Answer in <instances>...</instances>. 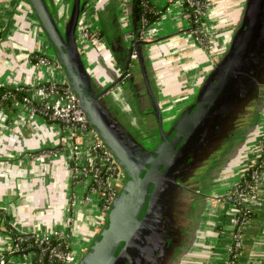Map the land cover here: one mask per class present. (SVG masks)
Wrapping results in <instances>:
<instances>
[{
	"label": "crops",
	"instance_id": "crops-1",
	"mask_svg": "<svg viewBox=\"0 0 264 264\" xmlns=\"http://www.w3.org/2000/svg\"><path fill=\"white\" fill-rule=\"evenodd\" d=\"M44 1L63 31L73 0ZM166 1L153 0L162 10L156 25L158 33L140 50L150 90L161 111L163 126L168 129L179 113L193 103L207 76L227 52L247 0H211L205 26L210 50L196 43L181 8L166 9ZM80 3L75 42L93 90L105 91L119 80L105 93L103 103L145 148L147 142L158 143L156 118L138 62L130 59L126 65L132 40L128 36H133L131 0H122L115 23L111 7L115 4L120 9L118 0ZM161 22L165 30L158 28ZM0 32V83L6 87H33L42 82H65L59 66H41L34 59L37 55L55 60L27 0H0ZM251 94L248 98L254 101L247 110L244 105L238 106L240 115L231 118L230 137L224 136L226 143L218 146L212 162L189 189L188 209L182 216L184 229L176 240L181 244L166 264H225L232 229L227 205L217 197L242 179L259 157L264 140V92L257 99ZM73 142L64 127L41 117L30 119L18 104L12 110L0 108V255L12 245L6 224L19 234L36 237L66 230L71 251L76 232L83 237V254L96 237L105 217L99 211L97 214L93 205L79 202L75 189L71 192ZM44 150H56L57 157L44 163L35 160L34 156ZM257 203L242 232L236 264H264V185L259 188ZM79 217L85 224L80 223L78 229ZM34 260L32 253L10 258L7 264H34Z\"/></svg>",
	"mask_w": 264,
	"mask_h": 264
},
{
	"label": "water",
	"instance_id": "water-1",
	"mask_svg": "<svg viewBox=\"0 0 264 264\" xmlns=\"http://www.w3.org/2000/svg\"><path fill=\"white\" fill-rule=\"evenodd\" d=\"M27 1L88 125L109 151L123 175L122 187L107 211L99 232L75 264L165 262L166 258L162 255L166 253V247H169L170 243L167 244L166 240L163 242L158 238L157 234H163L162 232L152 229L150 232L154 236L152 238L148 234H142L143 229L148 227L149 216L153 214L156 206L163 203V197L168 194L169 189L178 186L180 176L176 172L195 147L194 144L200 140L204 130H207L216 117L223 116L221 122L228 118L227 115H230L228 112L233 105H240L241 99L235 93L241 89V93L244 94L248 80L254 81V84L257 82L249 72L253 70L254 60L263 52L264 0H247L241 24L227 52L207 76L193 103L179 113L168 129L163 126L161 111L150 90L140 50L147 42L138 39L141 31L140 25L137 24L138 0H131L133 36L129 44V59L126 65L130 64L134 48L152 103V114L156 118L154 128L157 129L159 136L158 143L150 151L133 138L109 108L102 105L105 93L118 84L119 80L109 89L94 93L75 42V32L82 8L80 0L72 1L70 17L64 31H60L44 0ZM251 90L252 88L246 94ZM226 124L224 120L221 126L225 127ZM145 206L147 209L143 214ZM157 247L158 250L154 254Z\"/></svg>",
	"mask_w": 264,
	"mask_h": 264
},
{
	"label": "built area",
	"instance_id": "built-area-1",
	"mask_svg": "<svg viewBox=\"0 0 264 264\" xmlns=\"http://www.w3.org/2000/svg\"><path fill=\"white\" fill-rule=\"evenodd\" d=\"M140 1L141 7L144 10L148 9L147 1ZM166 4V9L171 6L181 8L182 16L188 22L196 43L205 50H210L212 47L205 32V26L211 0H167ZM158 19L149 24L145 16L142 15L141 31L138 38L140 41L148 42L154 39L158 33L156 27ZM130 37L132 36H128V38ZM34 59L41 66H59L56 60L52 61L42 56L36 55ZM131 59H136L135 53L132 54ZM9 88L14 92L5 91ZM2 90L1 103L8 99H15L17 97L15 93L23 91L25 95H21L20 101L16 103L26 111L30 119L41 117L49 122L57 123L67 130L74 141L71 146L70 179L72 185L84 191L81 198L83 204L92 205L94 204L93 198H96L97 209L105 217L122 187V171L88 125L66 82H42L33 87H6L0 83V91ZM57 154L56 150H44L34 156V159L44 163L56 158ZM258 159L261 161L260 164ZM249 169L250 174L247 178L245 174ZM249 169L238 183L217 197L219 201L227 205L229 224L232 229V242L227 249L225 264L237 263L242 243V232L254 215L253 209L258 204L259 188L264 185L263 142L260 146L259 157ZM29 241H33L37 245L39 252L35 258L38 257L41 264H75L76 262V257L70 249V234L68 231L62 230L44 237L19 234L16 240L12 239L10 249L0 255V264H7L8 259L19 253V245Z\"/></svg>",
	"mask_w": 264,
	"mask_h": 264
},
{
	"label": "flooded vegetation",
	"instance_id": "flooded-vegetation-1",
	"mask_svg": "<svg viewBox=\"0 0 264 264\" xmlns=\"http://www.w3.org/2000/svg\"><path fill=\"white\" fill-rule=\"evenodd\" d=\"M262 51V50H261ZM253 70H251L249 73H251L254 80H256L257 85L254 84V81H247L246 84V92L249 91L251 88L252 90L246 94H242V90L240 89L237 93L238 98L241 99L240 105H244V110H247V106L252 103L254 100L249 99V94H253V98L257 99L259 95H262L264 92V45H263V52L259 55L257 59L254 60L252 64ZM89 80V79H88ZM243 86V85H242ZM94 93H98L95 92ZM251 94V97H252ZM249 95V96H248ZM248 98V99H247ZM103 102V101H102ZM105 108L106 105L102 104ZM238 105V104H237ZM236 104L231 107V111L228 112L230 115H227L228 118H224L225 122L228 123V127L225 128V133L221 132V123L224 121L221 119L223 116L216 117L214 122L209 124L207 127V130H204V133L201 134L200 140L196 142L194 145L195 147L192 148L191 152L187 157H185V160L181 163V166L179 168L178 176H180L178 180V186L171 187L169 189L168 194L163 197L164 201L163 203L159 204L155 207V210L152 215H150V221L148 222V227L143 229L142 234H148L149 237L154 238L151 230H158L162 232L163 234H157L158 238H160L163 242L166 240V243L170 246L168 247L166 244V253H163V258H166V261H161V264H166L167 260H169L170 256L175 251L176 246L180 245L181 243L176 242L179 232H181V229H184V222L183 218L185 217V212L187 211V198L191 195L190 190L192 189V186L194 185V181L200 176V174L204 173V171L207 169L209 164L212 162L214 156L216 155L218 148L223 144L226 143V139L230 137L231 130H233L230 126V121L233 117H237L240 115V112L237 111L238 107ZM230 129V130H229ZM224 136H227L226 139ZM222 139V142H220V138ZM159 139V136H158ZM220 139V140H219ZM156 141V140H155ZM220 142V143H219ZM148 147H146L147 150H152L156 146L157 142L155 143H149L147 142ZM147 146V145H146ZM219 146V147H218ZM175 173V174H176ZM184 202V203H183ZM145 208V209H144ZM143 209V214L145 213L147 206H145ZM143 216V215H142ZM139 217L140 219L142 218ZM152 216V217H151ZM184 216V217H182ZM182 217V220H181ZM185 219V218H184ZM150 227V228H149ZM148 232V233H147ZM164 236V237H163ZM151 245H154L151 243ZM149 247V245L147 244ZM160 248V247H159ZM156 250H158V247L155 248L154 254H156ZM153 254V255H154Z\"/></svg>",
	"mask_w": 264,
	"mask_h": 264
},
{
	"label": "trees",
	"instance_id": "trees-1",
	"mask_svg": "<svg viewBox=\"0 0 264 264\" xmlns=\"http://www.w3.org/2000/svg\"><path fill=\"white\" fill-rule=\"evenodd\" d=\"M147 3H148V9L144 10L142 7H141V1L138 0V3H137V24H140L141 23V17L142 15L145 16V18L147 19L148 23L149 24H152L154 23L161 15V12L162 10L161 9H158L153 0H146ZM150 9H152V11H150ZM0 36H1V32H0ZM6 92H14V90L12 89H8V90H5ZM3 93V90L0 91V96L2 95ZM16 94V98L15 99H8L7 101H4V102H0V108L2 109H11L13 108V105L14 104H17L18 102L17 101H20L19 99L25 95V92L21 91V92H17L15 93ZM22 95V96H21ZM17 102V103H16ZM264 143V140L262 141ZM258 162L259 164L261 163L260 159H258ZM251 168V167H250ZM250 169L248 170V172H246L245 176L248 178L249 174H250ZM0 215H2V212L0 211ZM4 217V216H2ZM253 217V216H252ZM251 217V218H252ZM5 228H6V231L7 233L11 236V238L13 240H16V238L18 237L19 233L16 232L14 229H12V227L8 224L5 225ZM20 251L18 254H16L17 256H24V255H28V254H35L38 255V252H39V249L37 248V245L35 244V242L33 241H29L27 243H21L20 245ZM34 264H41L39 262V258L37 257V259L35 258V260L33 261ZM59 264V263H58Z\"/></svg>",
	"mask_w": 264,
	"mask_h": 264
},
{
	"label": "rangeland",
	"instance_id": "rangeland-1",
	"mask_svg": "<svg viewBox=\"0 0 264 264\" xmlns=\"http://www.w3.org/2000/svg\"><path fill=\"white\" fill-rule=\"evenodd\" d=\"M114 3L116 4V1H115ZM118 3H120V9L117 10V7H116L115 4H113L112 7H111L112 22H114V23L116 22V18L118 17L117 12L120 13L122 0H118ZM57 20H59V19H56V22H57ZM207 20H208V18H207ZM58 22H59V21H58ZM58 22H57V23H58ZM207 22H208V21H207ZM61 24H62V23H61ZM208 24H211V23L208 22ZM119 25H120V23H119ZM64 26H65V25H64ZM64 26H63V28H64ZM60 28H62V26H61ZM63 28H62V29H63ZM158 28L165 30V29H164L163 22H161V23L159 24ZM234 30L236 31L237 29H234ZM63 31H64V30H63ZM122 31H123V30H120L119 33L121 34ZM122 34H123V33H122ZM120 36H121V35H120ZM215 52H216V50H215ZM211 53H213L212 55H215V53L213 52V50H212ZM223 56H224V55H223ZM70 183H71V182H70ZM73 189H75L74 191H75V193H76V196H77V198H78V201L81 202V198H82V195H83L84 191H83L81 188H79V187L73 186V187H71V192H73ZM93 203H94V204H92V205H93L94 208L97 210V214H98V209H97V205H96L98 202H97L96 198H93ZM88 206H91V205H88ZM77 207H78V206H77ZM80 218H81V217H79V219H78V221H77V223H78L77 228H78V229H79V227H80V223H81V225H82V223L85 224V220L82 221V219H80ZM227 220H228V219H227ZM82 240H83V237H82L80 234H76V232L73 233V237H72V251H73L74 255L76 256V262H77V260L79 259V257H80L81 255H83V253H82V251H81L82 246L84 245V244L82 243ZM78 242H79V243H78ZM87 246H88V245H86V247H87ZM86 247H85V248H86ZM70 249H71V246H70ZM20 257H21V256L14 255V256L11 257V259H12V258L16 259V258H20Z\"/></svg>",
	"mask_w": 264,
	"mask_h": 264
}]
</instances>
